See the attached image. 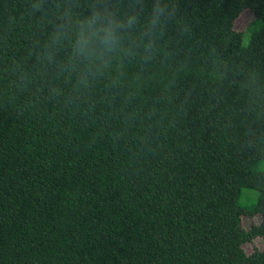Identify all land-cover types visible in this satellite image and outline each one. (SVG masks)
Returning a JSON list of instances; mask_svg holds the SVG:
<instances>
[{
  "label": "trees",
  "instance_id": "trees-1",
  "mask_svg": "<svg viewBox=\"0 0 264 264\" xmlns=\"http://www.w3.org/2000/svg\"><path fill=\"white\" fill-rule=\"evenodd\" d=\"M166 2L151 60L81 83L43 48L93 0H0V264H264V0Z\"/></svg>",
  "mask_w": 264,
  "mask_h": 264
},
{
  "label": "clouds",
  "instance_id": "clouds-1",
  "mask_svg": "<svg viewBox=\"0 0 264 264\" xmlns=\"http://www.w3.org/2000/svg\"><path fill=\"white\" fill-rule=\"evenodd\" d=\"M120 2L116 0L114 4L113 0H93L88 14L75 18L66 10L44 45L43 57L52 61L55 53L67 45L70 51L59 68L69 76L75 74L81 83L104 76L114 65L122 69L124 60L134 58L136 49H141L140 54L145 62L151 60L156 52L155 36L175 15V9L170 8L166 0H152L143 31L137 40L132 41L133 30L141 24L144 0H130L132 11H125L123 15Z\"/></svg>",
  "mask_w": 264,
  "mask_h": 264
},
{
  "label": "rangeland",
  "instance_id": "rangeland-1",
  "mask_svg": "<svg viewBox=\"0 0 264 264\" xmlns=\"http://www.w3.org/2000/svg\"><path fill=\"white\" fill-rule=\"evenodd\" d=\"M255 20V15L250 11V10H245L242 12L239 17H237L233 21V30L236 32H242L245 36L248 35L247 28L248 26L251 25V23ZM256 24H253L250 26V28H255ZM250 32V29H249ZM248 192L246 190L244 193ZM249 196L254 197V194L248 193ZM260 221V215L255 214V216H250V215H243L242 216V226L245 227L246 229H250L253 225L257 224ZM264 246V235L263 236H258L253 239L251 242H247L244 244V249L245 251L250 254L254 250L257 249H262Z\"/></svg>",
  "mask_w": 264,
  "mask_h": 264
}]
</instances>
